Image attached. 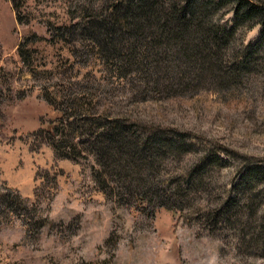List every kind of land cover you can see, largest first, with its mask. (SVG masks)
I'll list each match as a JSON object with an SVG mask.
<instances>
[{"label":"rangeland","instance_id":"1","mask_svg":"<svg viewBox=\"0 0 264 264\" xmlns=\"http://www.w3.org/2000/svg\"><path fill=\"white\" fill-rule=\"evenodd\" d=\"M15 2L20 5V23L10 0H0V192L5 196L0 199V264H264V249L251 246L250 232L239 238L228 226L217 229L210 219L193 217L191 208L178 211L137 199L119 202L115 191L105 193L94 178L98 166L91 154L77 160L57 157L45 134H38L50 120L63 116V109L72 111L67 107L72 101L97 117L105 111L111 117L127 116L146 129L162 127L164 138L173 137L167 131L176 130L192 145L164 162L165 179L178 182L205 155L188 182L179 184H193L206 166L205 191L197 202L202 214L220 204L230 188L235 191L239 181L221 213L225 217L235 210L234 202L242 201L254 174L242 178V168L264 164L261 26L255 24L244 35L240 29L232 38L231 50L245 51L234 59L235 68L252 63L241 72L239 85L232 87L239 99L221 101L208 93L216 90L211 82L176 90L180 93L148 91L139 74L121 76L123 69H116L120 62L109 59L84 31L68 28V42L56 39V26L87 20L92 8L101 10L108 0ZM230 7L223 5L215 18L231 20L233 11H226ZM33 33L40 39L24 47L28 49L24 63L17 48ZM199 88L207 90L205 95L195 92ZM49 101L59 104L60 111ZM148 132L136 128L130 137L146 138ZM159 141L163 142L155 144ZM218 148L224 150L219 154L225 162L214 163ZM252 186L257 190L252 202L255 227L264 222V182ZM7 196L18 198L17 210L4 208Z\"/></svg>","mask_w":264,"mask_h":264},{"label":"trees","instance_id":"2","mask_svg":"<svg viewBox=\"0 0 264 264\" xmlns=\"http://www.w3.org/2000/svg\"><path fill=\"white\" fill-rule=\"evenodd\" d=\"M189 1L108 0L106 7L103 6L101 10L92 8L95 9L94 13L87 20L69 27L56 26L54 34L56 39L68 42V28L88 33V39L97 41L109 59L112 57L120 62L116 69H123L121 76L139 74L140 81L148 91L180 93L176 90L185 91L194 88L195 83L211 82L216 90L211 88L208 93L220 96L221 101L238 100V93L232 87L239 85L244 73L242 71L246 72V67L252 62L245 61L237 70L233 61L245 51L242 49L241 53L239 50L234 52L230 44L237 31L242 29L244 35L255 24L261 26L259 45L264 44V0H196L191 8L185 9ZM10 2L16 21L20 23L21 19L17 15L20 5L15 0ZM225 4H231L226 11L231 9L233 18L216 19L215 12ZM183 5L184 8L180 9ZM81 11L85 12V9ZM39 39L33 33L19 45L17 51L22 62L25 63L28 56V49L24 47L28 42L33 43ZM252 61L255 62L254 57ZM195 92L205 95L207 90L199 88ZM150 97L155 98V95ZM49 103L60 111L59 104L52 101ZM67 107L72 111L63 109V116L60 114L50 120L46 127L39 129L38 134H45L57 157L77 160L91 154L98 166L94 170V178L105 193L107 190L115 191V195L121 199L119 202L137 199L150 206L178 211L191 208L190 214L193 217L210 219L217 229L228 226L238 232L239 238H244L250 232L254 236L250 241L251 246L264 249V222L255 227H252L255 223L251 222L256 220L252 202L257 199V190L252 185L255 181L264 182V164L254 163L242 168V178L252 172L254 174L251 175L247 189L241 194L242 201L234 202L235 210L225 217L221 216L223 209L236 194L239 181L233 186L235 191L230 188L220 204L216 203L212 209L199 214L197 202L201 203V193L205 191L206 166L200 169L193 184L182 187L179 183L188 182L190 175L206 160L205 155L198 162L194 161L176 183L168 181L165 179L167 176L163 175L164 162L182 154L185 146L192 145L188 137L170 130L167 132L173 137L164 138L166 130L162 127L146 129L136 126L127 116L111 117L105 111L97 117L92 108L93 112L83 110L80 103L75 101L68 103ZM136 128L144 132L149 130L150 135L144 138L140 134H133L130 137ZM64 138L68 140L67 143L62 142ZM157 140L163 142L155 144ZM140 149L145 152V158L139 153ZM218 149L214 163L218 160L225 162L219 154L224 150ZM4 197L0 192V199ZM248 197L251 198L249 204L246 201ZM18 203L16 196H7L3 206L17 210L15 205Z\"/></svg>","mask_w":264,"mask_h":264}]
</instances>
